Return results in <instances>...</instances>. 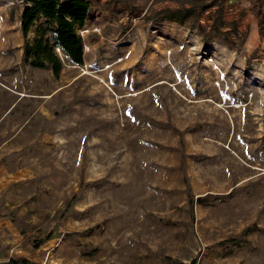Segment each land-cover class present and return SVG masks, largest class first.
I'll return each mask as SVG.
<instances>
[{
  "label": "rangeland",
  "instance_id": "obj_1",
  "mask_svg": "<svg viewBox=\"0 0 264 264\" xmlns=\"http://www.w3.org/2000/svg\"><path fill=\"white\" fill-rule=\"evenodd\" d=\"M89 1L57 79L0 0V264H264L259 0Z\"/></svg>",
  "mask_w": 264,
  "mask_h": 264
},
{
  "label": "trees",
  "instance_id": "obj_2",
  "mask_svg": "<svg viewBox=\"0 0 264 264\" xmlns=\"http://www.w3.org/2000/svg\"><path fill=\"white\" fill-rule=\"evenodd\" d=\"M29 5L21 15L22 35L27 39L37 20L43 18L55 26L54 42L42 30L35 40L34 46L28 44L24 59L33 68H52L54 76L59 79L62 61L57 53L61 51L74 65L83 66L85 52L79 31L86 26L91 3L89 0H25ZM264 0L258 2L259 30L264 35Z\"/></svg>",
  "mask_w": 264,
  "mask_h": 264
}]
</instances>
